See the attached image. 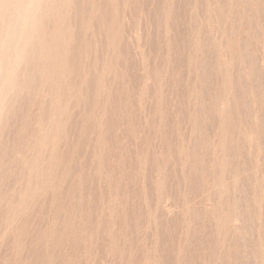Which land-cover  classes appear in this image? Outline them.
<instances>
[{
    "label": "rangeland",
    "instance_id": "rangeland-1",
    "mask_svg": "<svg viewBox=\"0 0 264 264\" xmlns=\"http://www.w3.org/2000/svg\"><path fill=\"white\" fill-rule=\"evenodd\" d=\"M96 1L67 2L77 98L38 74L47 13L0 113V264H264V0Z\"/></svg>",
    "mask_w": 264,
    "mask_h": 264
},
{
    "label": "bare ground",
    "instance_id": "bare-ground-1",
    "mask_svg": "<svg viewBox=\"0 0 264 264\" xmlns=\"http://www.w3.org/2000/svg\"><path fill=\"white\" fill-rule=\"evenodd\" d=\"M49 1L51 2V0H0V113L4 110V111H7L6 109H8L7 107H6V105H7V103H10L12 100H11V98L14 96V95H19V92L17 93V91L19 90V89H22V88H24V84H25V82L27 81L28 82V80H25V79H28V78H24L23 76H19V72L21 71V69H22V67H21V69H20V66H24L25 68H32V69H26V71L28 72V70L30 71V70H33V67H31L32 65L31 64H33L32 62H35L36 63V61H34L35 59H36V55L37 54H35V53H38V52H36V49H37V51L39 50L38 48H36V47H38V46H34V45H36V43L38 42L39 43V45L41 44V42H42V40L41 39H39V29H40V20H41V17L44 15L45 16V14H46V17H48L49 18V15L47 14V13H50V15H51V17L53 18H51L52 20H50V21H52V22H50L49 21V23L51 24V23H53L54 22V29H53V32L52 31H50L49 32V34H51V35H49L50 37H48V35H47V37L49 38L48 39V41H47V43H46V52H47V56H46V59H45V62L43 61V60H41L42 61V69H40V70H38V67L36 68V66H35V68L38 70V74H39V76L41 77V79H42V77H43V81L45 82V93H46V96H49L50 97V99L52 100V98H53V93H52V91H53V89L55 88V87H57L58 88V90H61V86H63L65 83H64V81L62 80L63 78V76H65L64 74H65V70L67 69L68 70V67L66 68V66H64L63 65V63H62V59H63V52H64V49H65V47H66V45H67V37H68V34H70L69 32H67V33H65V30L68 28L67 26H65V22H66V15H67V10H68V3H69V0L68 1H66V0H58L57 1V3L55 4V5H53V3H51L53 6L51 7L50 5H49ZM82 1V0H81ZM85 2H86V0H84ZM87 1H90V0H87ZM96 1V0H95ZM100 0H98V1H96V3H94L95 5H93V7L91 6V2H88V3H90L89 4V7L91 6L92 8H94V6H101L100 7V10L102 11V16H104L105 17V15L107 14L106 12H108V11H111V10H109L108 8H109V6L108 7H105L107 4H108V2H107V0H105L106 2H104V0H102L104 3H106V5L104 6V5H101L102 3V1L98 4L97 2H99ZM115 1V0H114ZM55 2H56V0H55ZM68 2V3H67ZM80 2V1H79ZM79 2H77V3H79ZM73 3V2H72ZM88 3L86 4L85 3V5H86V9H84V8H82L81 7V9H82V11H83V9H84V11L85 10H88L87 8V5H88ZM103 3V4H104ZM74 4H75V2H74ZM84 4V3H83ZM96 4H98V5H96ZM109 4H110V2H109ZM112 4V3H111ZM114 4V3H113ZM75 6H80V5H75ZM102 6H104L108 11H106V12H104V13H106V14H103V10L105 9V8H103ZM51 7V8H50ZM72 7V6H71ZM92 8H90L91 10H92ZM102 8H103V10H102ZM112 8H114V7H112ZM254 8H256V7H254ZM258 8V7H257ZM80 9V10H81ZM105 9V10H106ZM115 9V8H114ZM113 9V10H114ZM78 10V9H77ZM90 10V11H91ZM104 10V11H105ZM112 10V11H113ZM117 10V9H116ZM83 11V12H84ZM111 11V12H112ZM69 12H72V11H70V9H69ZM68 12V13H69ZM81 11H78L77 13H80ZM81 13L80 15H79V18L81 19H78L79 21H82V19H84V17H86L87 15L86 14H88L89 15V12L87 13V11H86V14H85V12L84 13ZM111 12H108L109 14L111 13ZM114 12V11H113ZM112 12V13H113ZM75 13V12H74ZM74 13H72V15L74 14ZM76 13V14H77ZM111 13V14H112ZM261 13V12H260ZM108 14V18L109 17H111V15H109ZM82 15H84V17L83 18H81L82 17ZM68 16V15H67ZM77 16H78V14H77ZM101 16V17H102ZM107 16V15H106ZM112 16H113V14H112ZM90 17V16H89ZM100 17V20H101V22L100 23H102V21L105 19L104 17H102V18H104V19H102ZM44 19H45V17H43ZM43 19V20H44ZM87 19H89L88 18V16H87V18H85V21L86 22H88V25H89V22L91 21L90 19V21L88 20L87 21ZM45 21V20H44ZM71 21V20H70ZM74 21H75V19H74ZM113 21L114 22H116L115 21V19H113ZM46 22V21H45ZM44 22V23H45ZM76 22V21H75ZM103 22H106V21H103ZM41 23H42V21H41ZM83 23H84V20H83ZM91 23V22H90ZM49 24V25H50ZM67 24V23H66ZM80 24V23H79ZM78 24V25H79ZM102 24H104V23H102ZM81 25H82V23H81ZM80 25V26H81ZM84 25V24H83ZM82 25V26H83ZM91 25V24H90ZM45 27H47L46 25H44ZM77 26V25H76ZM45 27H44V29H45ZM53 27V26H52ZM66 29H65V28ZM84 28L86 27L87 29L89 28V26L87 27V25H86V23H85V25L83 26ZM83 27H79V29L80 30H82V28ZM102 27V26H101ZM49 28V27H48ZM76 28V27H75ZM78 28V27H77ZM85 28V29H86ZM103 28V27H102ZM117 28V27H116ZM50 29V28H49ZM69 29V28H68ZM67 29V30H68ZM85 29H83L82 30V34L84 35V30ZM104 29V28H103ZM46 30H47V28H46ZM105 30H108V28L107 29H105ZM76 32H77V29L75 30ZM101 31H102V29H101ZM88 32V31H87ZM105 32V31H104ZM245 32H247V31H245ZM244 32V33H245ZM249 32V31H248ZM247 32V34L249 35V33ZM41 33H43L42 31H41ZM80 33V31L78 32V34ZM44 34V33H43ZM42 34V35H43ZM47 34V33H46ZM67 34V37L65 38V35ZM74 34V33H73ZM81 34V33H80ZM79 34V35H80ZM81 34V35H82ZM246 34V35H247ZM260 34H262L261 36H263L264 34L263 33H260ZM42 35L40 36V37H42ZM79 35H77L78 37H79ZM82 35V36H83ZM247 35V36H248ZM44 36V35H43ZM75 36H76V34H75ZM77 37V38H78ZM84 37V36H83ZM244 37H245V35H244ZM85 38V37H84ZM263 38V37H262ZM245 39H247V38H245ZM244 39V40H245ZM67 40V41H66ZM79 40V39H78ZM247 41V40H246ZM37 43V44H38ZM71 44V43H70ZM72 45V44H71ZM70 45V46H71ZM243 45H244V43H243ZM247 45V44H246ZM248 47V46H247ZM246 47V48H247ZM249 48V47H248ZM243 49V48H242ZM244 49H245V47H244ZM243 49V50H244ZM68 50V49H67ZM247 50V49H246ZM258 50H259V48H258ZM248 51V50H247ZM260 51H261V49H260ZM264 51V50H263ZM244 52H245V50H244ZM84 53V52H83ZM68 54V53H67ZM67 54H64V55H66L67 56ZM85 54V53H84ZM84 54H82V56L84 55ZM245 54V53H244ZM249 54V53H248ZM80 55V54H79ZM258 55V54H257ZM257 55H255V56H257ZM261 55H262V53H261ZM264 55V54H263ZM34 56H36L35 57V59L33 58ZM65 56V57H66ZM67 57H69V54H68V56ZM258 57V56H257ZM256 57V58H257ZM259 57H260V55H259ZM258 57V58H259ZM262 57V56H261ZM78 58H80V57H78ZM83 58H85V55H84V57ZM82 58V59H83ZM34 59V60H33ZM38 59V58H37ZM36 59V60H37ZM262 59V58H261ZM31 60H33V61H31ZM39 60V59H38ZM67 60V59H66ZM69 60V59H68ZM263 60V59H262ZM41 61H39V62H41ZM79 61V60H78ZM24 62V63H23ZM250 62H251V60H250ZM253 62V61H252ZM264 62V61H263ZM66 63V62H65ZM81 63V62H80ZM254 63V62H253ZM21 64H23V65H21ZM41 64H39V65H41ZM31 65V66H30ZM33 65H35V64H33ZM44 65V66H43ZM76 65V64H75ZM68 66V65H67ZM78 66V65H77ZM80 66V65H79ZM75 66L73 65L72 66V68H73V70H76V68H74ZM18 68L20 69L19 70V72H18V74L16 73L17 72V70H18ZM71 68V69H72ZM23 70V69H22ZM35 70V69H34ZM67 70H66V74H68L67 73ZM73 70H71V71H73ZM25 71V72H26ZM76 71H78V70H76ZM21 73V72H20ZM34 73V72H33ZM35 73H36V71H35ZM75 73V72H74ZM77 74H78V72H76ZM75 73V74H76ZM21 74H23V73H21ZM37 74V75H38ZM83 75V74H82ZM25 76V75H24ZM27 76V75H26ZM25 76V77H26ZM67 76V75H66ZM75 76H77V75H75ZM81 75L79 74L78 75V77H80ZM36 77V76H35ZM38 77V76H37ZM83 77V76H82ZM81 77V78H82ZM85 77V76H84ZM84 77L82 78V80H84ZM67 78V77H66ZM30 80L32 79V76H31V78H29ZM37 80V79H36ZM38 80H40V79H38ZM81 80V81H82ZM32 82V81H31ZM31 82L29 81L28 83H30L31 84ZM68 84V83H67ZM97 84V83H96ZM32 85H33V82H32ZM43 85V84H42ZM59 85H60V87H59ZM74 85H76V84H73V85H71V86H65L64 87V89L63 90H65V92L64 93H62V91H59L60 92V94H61V96L63 95V94H65L64 96H66L65 97V99H64V96L62 97V99H61V101H63V99L64 100H66L67 102H71V101H69V98L71 97L72 99L71 100H75L74 99V97H72V95L73 96H75L76 97V95L77 94H79L78 93V87L80 86H74ZM29 86V85H28ZM42 87V86H41ZM30 89H31V87H29ZM38 88V87H37ZM27 89V88H26ZM80 89V88H79ZM24 90V89H23ZM22 90V91H23ZM42 90V89H41ZM56 90V89H55ZM222 90H223V88H222ZM221 89H220V93H224V92H221L222 91ZM26 91V90H25ZM33 91H34V88H33ZM32 91V92H33ZM43 91V90H42ZM40 92V91H39ZM15 93V94H14ZM17 93V94H16ZM24 93V92H23ZM29 93H30V90H29ZM45 93H44V96H45ZM52 93V94H51ZM75 93H77L76 95H75ZM28 94V93H27ZM26 94V95H27ZM40 94H42V93H40ZM22 94H20V96H21ZM30 95V94H29ZM33 95V94H32ZM31 95V96H32ZM219 96H222L223 94H218ZM25 96V95H24ZM60 96V97H61ZM29 97V96H28ZM39 97H41V96H39ZM19 98H21V97H19ZM18 98V99H19ZM33 98V97H32ZM59 98V97H58ZM58 98H55V99H58ZM67 98V99H66ZM77 98V97H76ZM15 99V98H14ZM27 99V98H26ZM34 99V98H33ZM33 99H31L32 101H34ZM44 99V98H43ZM43 99H42V101H43ZM54 99V98H53ZM216 99H217V97H216ZM215 99V100H216ZM11 100V101H10ZM49 100V99H48ZM214 100V102H216L217 101V103H219L218 101L220 100H216L215 101ZM50 101V100H49ZM57 101V103H58V100H56ZM14 102V101H13ZM16 102V101H15ZM30 102V101H29ZM36 102V101H35ZM44 102H46L45 101V99H44ZM43 102V103H44ZM66 102V103H67ZM77 102V101H76ZM213 102V103H214ZM224 102V101H223ZM17 103H19V102H17ZM40 103V102H39ZM42 103V104H43ZM64 103V102H63ZM63 103L62 104H60L61 106H63ZM30 104V103H29ZM31 104H33V102H31ZM38 104V103H37ZM220 104H222L221 102H220ZM10 105H12V104H10ZM16 105V104H15ZM35 106H36V104H34ZM43 105H45V104H43ZM13 106V105H12ZM38 106V105H37ZM5 107H6V109H5ZM9 107V106H8ZM9 108H11V106L9 107ZM13 108V107H12ZM32 108H33V106H32ZM31 108V109H32ZM61 108V112H63L64 113V115H65V117H67V112L68 111H66V114H65V112H64V110H65V106H64V108L63 107H60ZM14 109V108H13ZM15 109H16V106H15ZM14 109V110H15ZM18 109V108H17ZM26 109V108H25ZM35 109V108H34ZM33 109V110H34ZM38 109H39V107H38ZM67 109V108H66ZM10 110H12V109H10ZM13 110V111H14ZM30 109H28V111H29ZM32 110V111H33ZM36 110V109H35ZM48 110V109H47ZM3 111V112H4ZM50 111V110H49ZM48 111V112H49ZM53 112H54V109L52 110ZM91 111V110H90ZM30 112V111H29ZM28 112V113H29ZM36 112V111H35ZM46 112V111H45ZM44 112V113H45ZM60 112V111H59ZM89 112V111H88ZM7 114H6V117H7V115H9L8 114V112H6ZM14 113H16L15 111H14ZM14 113H13V115H14ZM32 113V112H31ZM11 114H12V112H11ZM17 114V113H16ZM30 114V113H29ZM29 114H27V115H29ZM33 114V113H32ZM35 114V116H36V113H34ZM49 114H51V112L49 113ZM62 114V113H61ZM61 114L59 113V118H61V119H59L58 117L57 118H55V119H59V120H63V117H64V115L63 116H61ZM69 114V113H68ZM87 114V113H86ZM86 114H84V116L86 115ZM89 114H90V112H89ZM26 115V116H27ZM45 116L47 115L46 113L44 114ZM52 115V114H51ZM51 115H49V116H51ZM92 115V114H91ZM15 116V115H14ZM22 116V115H21ZM34 116V115H33ZM48 115H47V121H51L53 118V115H52V117H50V118H52L51 120H49L50 118H48L49 117ZM70 116V115H69ZM87 116H89V115H87ZM5 117V116H4ZM12 117V116H11ZM13 118V117H12ZM68 118V117H67ZM9 119V118H8ZM11 119V118H10ZM26 119V117L23 119V120H25ZM28 119V118H27ZM32 119V118H31ZM18 120V119H17ZM34 120V119H33ZM32 120V121H33ZM35 120H36V118H35ZM34 120V121H35ZM44 120V119H43ZM64 120H65V118H64ZM63 120V121H64ZM84 120H85V118H84ZM83 120V121H84ZM2 121H4V120H2ZM6 121V120H5ZM34 121H33V123H34ZM37 121V120H36ZM46 121V122H47ZM60 121V122H61ZM62 121V122H63ZM90 121H91V119H90ZM89 121V122H90ZM19 122V121H18ZM26 122V121H25ZM42 122V121H41ZM45 121H44V127H43V130L45 131V130H48L49 131V128H50V126L48 125L49 123H50V125H51V123H53L52 121L51 122H47L46 123ZM54 122H56V121H54ZM59 122V123H60ZM23 123H24V121H23ZM32 123V124H33ZM36 123V122H35ZM56 123H58V121L56 122ZM65 123H66V121H65ZM84 123V122H83ZM91 123V122H90ZM90 123H88V126H89V124ZM25 125H23V126H27L28 127V125H26V123H24ZM46 124H47V126H46ZM10 125V124H9ZM33 125H35V124H33ZM37 125V124H36ZM53 125H54V123H53ZM56 125L57 124H55L54 125V128L56 127ZM83 125V124H82ZM91 125V124H90ZM46 126V127H45ZM60 126V125H59ZM62 126H64V125H62ZM85 127H86V124L84 125ZM1 128H2V126H0ZM35 127V126H34ZM47 127H49L48 129H47ZM51 127L53 128V126L51 125ZM5 128V127H4ZM20 128V127H19ZM33 128V127H32ZM32 128H30V129H32ZM36 128V127H35ZM34 128V129H35ZM44 128H46V129H44ZM53 128V129H54ZM84 128V127H83ZM87 128V127H86ZM40 129V128H39ZM42 129V128H41ZM55 129H57V128H55ZM64 129V128H63ZM3 130V129H2ZM33 130V129H32ZM36 130H37V128H36ZM35 130V131H36ZM50 130H51V128H50ZM84 130V129H83ZM0 131H1V129H0ZM40 131H42V130H40ZM39 131V132H40ZM52 132H51V134L52 133H54L53 132V130H51ZM56 131V130H55ZM59 131V130H58ZM61 131V130H60ZM2 132V131H1ZM0 132V133H1ZM18 132V131H17ZM36 132H38V131H36ZM16 133V132H15ZM20 133V132H19ZM33 133V132H32ZM41 133V132H40ZM42 133H43V137L45 136V134H46V136L49 134L50 136H51V138L53 139L55 136H54V134H53V136L50 134V131L47 133V132H45V134H44V132L42 131ZM41 133V134H42ZM83 133V132H82ZM2 134V133H1ZM85 134V133H84ZM17 135H19L18 133H17ZM23 135H24V133H23ZM26 135V134H25ZM24 135V136H25ZM32 135V134H31ZM48 135V136H49ZM83 135V134H82ZM27 136V135H26ZM25 136V137H26ZM29 136H30V133H29ZM36 136V135H35ZM35 136H32L33 138L35 137ZM45 136V138H47ZM81 136V135H80ZM85 136H86V134H85ZM83 137V136H82ZM20 138H21V136H20ZM29 138V137H28ZM33 138H31V136H30V142H29V144L27 143V145H24V146H26L27 148H28V150L29 149H31L32 148V146L34 145L32 142H35V141H32L31 142V139H33ZM50 138V137H49ZM86 138V137H85ZM22 139V138H21ZM37 139H39L40 140V136H39V138H37ZM42 139V138H41ZM44 139V138H43ZM51 139V140H52ZM55 139V138H54ZM53 139V140H54ZM82 139H84V138H82ZM81 139V141H83ZM3 140V139H2ZM16 140H19V139H16ZM33 140H35V139H33ZM39 140H37V142H40ZM50 139H46L45 140V142H48ZM51 140L49 141V143H46V144H51L52 145V143H55L54 141L53 142H51ZM22 141V140H21ZM28 141V140H27ZM44 141V140H43ZM2 142V141H1ZM16 142V141H15ZM20 142V141H19ZM18 143V142H17ZM16 143V144H17ZM25 143V144H26ZM31 143L33 144L32 146H31ZM23 144V143H22ZM37 144L38 143H36V146H37ZM2 145V144H1ZM4 145V144H3ZM44 145V144H43ZM31 146V147H30ZM18 147V146H17ZM16 147V148H17ZM20 147H21V145H20ZM24 148V147H23ZM27 148H26V151H27ZM25 149V148H24ZM33 149V148H32ZM18 151V150H17ZM20 151V150H19ZM25 151V150H24ZM23 151V152H24ZM33 151V150H32ZM32 151H30V153L32 152ZM20 152H22V151H20ZM18 153V152H17ZM25 153H27V152H25ZM29 153V154H30ZM32 154V153H31ZM20 155V154H19ZM25 156H26V154H25ZM27 156L29 157L30 155H28L27 154ZM21 157V156H20ZM24 157H22V159H23ZM30 158V157H29ZM25 159V158H24ZM28 160V159H27ZM33 160V159H32ZM0 161H2V160H0ZM24 161V160H23ZM18 162V161H17ZM26 162V161H25ZM30 162V161H29ZM36 162H37V160H36ZM1 163V162H0ZM19 163V162H18ZM28 163V162H27ZM32 163H33V161H32ZM2 164V163H1ZM5 164V163H4ZM4 164L2 165V166H4ZM31 164V163H30ZM29 164V165H30ZM33 165V164H32ZM1 166V165H0ZM6 166H8V165H6ZM34 166H35V163H34ZM32 167V168H35V167ZM1 168H3V167H1ZM6 169H9V168H6ZM3 170H5V169H3ZM34 170V169H33ZM1 171V170H0ZM7 172V171H6ZM8 172H9V170H8ZM13 173V172H12ZM14 174V173H13ZM0 175H1V173H0ZM4 175H5V173H4ZM8 176V175H7ZM7 176L5 175V179L7 178ZM13 176V175H12ZM1 177V176H0ZM3 177V176H2ZM11 178V177H10ZM14 178V177H13ZM4 179V177H3V179L2 180H5ZM1 180V179H0ZM14 180V179H13ZM45 181V180H44ZM44 181H42L43 183H44ZM216 181V180H215ZM213 183H214V181H212ZM218 182V181H217ZM213 183H212V185H213ZM216 183V182H215ZM219 183V182H218ZM214 185H216V184H214ZM27 186H29V185H27ZM32 186V185H31ZM30 188V187H29ZM29 190V189H28ZM33 192V191H32ZM24 193V192H23ZM39 193V192H38ZM32 194V193H31ZM19 195V194H18ZM28 195V194H27ZM37 195V194H36ZM22 196V195H21ZM26 197V196H25ZM18 198V197H17ZM24 200H26V199H24ZM23 200V201H24ZM20 201H22V199H20ZM17 201L15 200V202L14 203H16ZM28 202V201H27ZM27 202H25V203H27ZM22 203H24V202H22ZM17 204H19V202L17 203ZM25 205V204H24ZM20 206V205H19ZM15 207V206H14ZM22 207H24L23 205H22ZM14 208H11V211L13 210ZM17 210V209H16ZM19 210V209H18ZM22 211H23V209H21ZM21 210H20V212H21ZM16 212V214H17V211H15ZM14 212V213H15ZM19 212V211H18ZM9 213V212H8ZM15 214V215H16ZM9 215H11V214H9ZM14 215V216H15ZM18 215V214H17ZM13 216V217H14ZM8 218V217H7ZM15 218V217H14ZM8 220H10L9 218H8ZM59 232V231H58ZM59 234V233H58ZM41 242V241H40ZM34 243H35V240H34ZM36 244H37V241H36ZM38 245V244H37ZM40 245H42V244H40ZM62 258V257H61ZM61 260H64V257H63V259H61ZM66 263V262H65ZM68 264V263H67Z\"/></svg>",
    "mask_w": 264,
    "mask_h": 264
}]
</instances>
